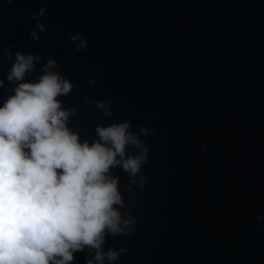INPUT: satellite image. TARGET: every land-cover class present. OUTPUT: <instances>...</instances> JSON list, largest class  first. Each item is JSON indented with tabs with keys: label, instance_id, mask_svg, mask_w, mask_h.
<instances>
[{
	"label": "water",
	"instance_id": "1",
	"mask_svg": "<svg viewBox=\"0 0 264 264\" xmlns=\"http://www.w3.org/2000/svg\"><path fill=\"white\" fill-rule=\"evenodd\" d=\"M17 52L40 56L23 82L57 62L81 142L128 122L124 158L147 150L107 173L123 231L70 264H264V0H0V106Z\"/></svg>",
	"mask_w": 264,
	"mask_h": 264
},
{
	"label": "clouds",
	"instance_id": "2",
	"mask_svg": "<svg viewBox=\"0 0 264 264\" xmlns=\"http://www.w3.org/2000/svg\"><path fill=\"white\" fill-rule=\"evenodd\" d=\"M30 35L39 39L35 30ZM15 57L7 79L19 83L0 106V264H70L85 246L99 250L105 230L123 231L114 208L123 203L117 179L107 173L121 165L135 175L147 150L124 158L126 145L141 146L128 122L97 125L99 139L81 142L67 126L71 112L57 99L73 87L51 70L57 62L49 59L36 81L23 82L40 56ZM105 256L113 261L117 253L97 251L95 259Z\"/></svg>",
	"mask_w": 264,
	"mask_h": 264
}]
</instances>
